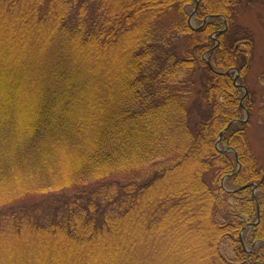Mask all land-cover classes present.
Instances as JSON below:
<instances>
[{"label": "trees", "instance_id": "obj_1", "mask_svg": "<svg viewBox=\"0 0 264 264\" xmlns=\"http://www.w3.org/2000/svg\"><path fill=\"white\" fill-rule=\"evenodd\" d=\"M196 2L0 0V85L27 100L0 90V264H145L162 226L200 237L203 264H264V166L234 80L255 44L239 18L264 27V0H200L192 28ZM170 249L161 264L191 263Z\"/></svg>", "mask_w": 264, "mask_h": 264}, {"label": "rangeland", "instance_id": "obj_2", "mask_svg": "<svg viewBox=\"0 0 264 264\" xmlns=\"http://www.w3.org/2000/svg\"><path fill=\"white\" fill-rule=\"evenodd\" d=\"M200 3V2H199ZM191 19L193 21V26L197 27L198 23L195 19L194 8H191L190 10ZM239 22L251 30L254 35L255 44H254V50L252 54V64L251 67L245 72L243 76L244 86L247 88L246 90H242L241 97L243 105V114H242V120H247V123L249 126H247V137L250 141V144L253 146L256 156L261 162V165L264 166V27L261 24L259 18H258V10L257 9H245L242 11L241 16L239 18ZM12 29H10L8 32H11ZM3 38V39H2ZM0 41L3 44H7L10 41H13L11 33H7L5 36H3ZM13 49V47H12ZM15 58L13 60H9L7 66L6 72L9 74H16V71L18 69V63ZM12 76V75H11ZM11 76H7V80L3 81L0 85V90L3 92H7V96H9L12 99H15L16 96L12 97V93L15 91L18 92V97L20 98V101L23 103L26 102V98L21 93L22 87L21 82L17 83L11 80ZM9 91V92H8ZM12 91V92H11ZM252 102V111H249V108L245 106L247 102ZM28 104V103H27ZM30 175L31 177H28ZM26 175L23 173L24 177V184H36L33 182L32 175L28 174ZM224 186L227 190H231L232 188H235V185L230 183L227 179L223 181ZM98 187V186H97ZM12 186L10 187L11 190ZM95 192L93 188L87 189L84 194ZM101 192V191H100ZM66 193H72V191H67ZM257 194H264V189L257 192ZM53 195V198H51ZM61 194H48L46 195L47 200L43 201L45 203H51L53 206L52 209H56L61 207L62 203L60 201ZM41 198V197H39ZM40 199H37L39 201ZM44 203V204H45ZM43 203H40L39 206H43ZM17 206V205H16ZM52 211V210H50ZM62 211V210H60ZM243 219L245 222H248V218L246 215L243 216ZM167 229V232H166ZM157 235L155 238L157 240L154 241V246L150 248L149 251H147V261H145L144 251H141V262L145 264H161L164 260L166 262L168 258V254L171 253L170 246L173 245V248L176 252V255L178 259L185 260L186 258H191L190 264H203L201 262V258H199L198 255V245L202 243V239L198 236L194 237V239H190L187 237H184L182 240L179 238V234L176 232L169 230L167 226H162L157 230ZM249 237V234H247V238ZM170 244V245H169ZM189 245V248H186V246ZM20 244L11 246L10 251L12 253H19L20 251ZM107 248V247H106ZM220 253L222 256L226 257L227 259L233 260L234 257V249L235 246L233 242L229 240H222V242L219 244ZM249 250V246L247 248ZM9 251H7L8 253ZM6 253V252H5ZM4 253V254H5ZM9 254V253H8ZM109 257V256H108ZM174 259V258H173ZM171 264V263H169Z\"/></svg>", "mask_w": 264, "mask_h": 264}, {"label": "water", "instance_id": "obj_3", "mask_svg": "<svg viewBox=\"0 0 264 264\" xmlns=\"http://www.w3.org/2000/svg\"><path fill=\"white\" fill-rule=\"evenodd\" d=\"M198 4H199V0H197L196 6H195V10H196ZM191 22H192V21H190V24H191ZM217 47H218V44L213 48L212 52H214L215 49H216ZM238 78H239V74L237 73V74L235 75V82L238 81ZM242 88H243L244 90H246V92H247V89H246L245 87H242ZM245 121H247V120H245ZM245 121H244V122H245ZM254 187H255V189H256V188H257V185L255 184ZM255 225H256V224H252L251 227H253V226H255Z\"/></svg>", "mask_w": 264, "mask_h": 264}]
</instances>
